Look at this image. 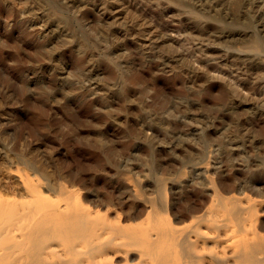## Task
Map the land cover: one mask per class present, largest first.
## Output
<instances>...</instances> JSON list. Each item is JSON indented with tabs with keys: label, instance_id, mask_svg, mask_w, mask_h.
<instances>
[{
	"label": "rangeland",
	"instance_id": "1",
	"mask_svg": "<svg viewBox=\"0 0 264 264\" xmlns=\"http://www.w3.org/2000/svg\"><path fill=\"white\" fill-rule=\"evenodd\" d=\"M71 1L0 0V157L33 153L88 163L107 155L134 161L135 172L142 173L159 168L160 162L176 154L175 149L186 160L222 146L225 138L248 139L247 128L254 127L264 144V27L243 0H225L221 9L211 8L219 11L209 16L219 14L228 29H237L238 34L242 30L239 38L257 34L261 50L253 54L256 60L241 61L228 39L212 40L208 52L204 51L208 41L186 24L194 18L189 7L170 3L174 0H121L129 15L125 19L121 13L122 22L115 24L93 11H83L86 16L79 17L83 4L103 0ZM104 1L112 11V0ZM127 8L138 11L132 12L137 14L136 22ZM143 23L154 31L151 46L142 44L147 37L133 40L135 31L143 33ZM205 62H211L210 70L222 72L242 92L200 71ZM201 81L207 82L206 87ZM98 136H103V145L97 142ZM205 142L210 145L207 150ZM263 144H257L261 150L245 154L249 162L256 153L264 154ZM180 163L173 164L186 170ZM105 169L111 172L110 167Z\"/></svg>",
	"mask_w": 264,
	"mask_h": 264
},
{
	"label": "bare ground",
	"instance_id": "2",
	"mask_svg": "<svg viewBox=\"0 0 264 264\" xmlns=\"http://www.w3.org/2000/svg\"><path fill=\"white\" fill-rule=\"evenodd\" d=\"M103 1L99 4L95 1L96 5H90L89 1L82 8L80 3L79 17L93 11L103 21L107 18V22L113 20L115 24L121 21V13L126 15L124 0H112L109 3L112 11ZM224 1L170 3L189 7L194 18L187 19L186 24L201 40L208 41L204 51L208 52L212 40L220 43L219 40L228 39L235 44L231 47L241 61L242 58L256 60L253 54L261 50L257 34L251 33L249 39L239 38L242 30L238 34L237 29H228V24L217 17L219 14L209 16L219 11L211 8L219 7ZM243 2L261 18L264 27V0ZM129 11L135 21L137 14H132L138 11ZM128 15L124 18L128 19ZM140 27L143 33L135 31L134 42L147 37L142 44L151 46L154 31L150 32L144 23ZM46 28L45 24L40 32ZM210 68L211 62H207L199 70L212 79L228 81L234 91H241L222 72ZM200 83L205 86L203 83L207 82ZM256 132L254 127L247 128L248 139L225 138L222 146L201 155H190L186 160L181 158L183 153L177 156L175 149L176 154L163 164L160 162L159 168L142 173L135 172L134 161L107 155L90 159L88 163L74 158L72 165L67 160L33 153L19 158L8 154L0 157V264H264V154L256 153L251 162L245 156L263 144ZM102 137L96 138L100 145L105 141ZM189 143L196 146L194 141ZM205 145L206 150L210 148L208 142ZM187 149H183L186 154ZM175 161L187 169L175 167ZM99 182L105 183L103 189ZM150 193L156 196L150 197Z\"/></svg>",
	"mask_w": 264,
	"mask_h": 264
}]
</instances>
